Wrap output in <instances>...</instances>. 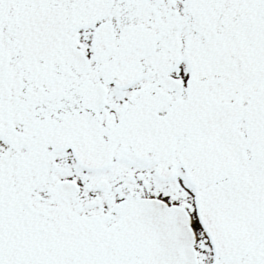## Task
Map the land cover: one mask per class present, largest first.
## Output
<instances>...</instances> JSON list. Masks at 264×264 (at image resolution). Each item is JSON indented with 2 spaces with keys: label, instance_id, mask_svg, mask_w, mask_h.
<instances>
[{
  "label": "snow or ice",
  "instance_id": "snow-or-ice-1",
  "mask_svg": "<svg viewBox=\"0 0 264 264\" xmlns=\"http://www.w3.org/2000/svg\"><path fill=\"white\" fill-rule=\"evenodd\" d=\"M0 264H264V0H0Z\"/></svg>",
  "mask_w": 264,
  "mask_h": 264
}]
</instances>
